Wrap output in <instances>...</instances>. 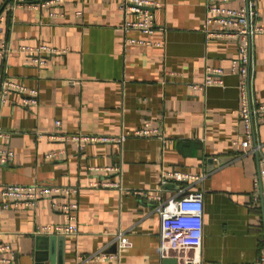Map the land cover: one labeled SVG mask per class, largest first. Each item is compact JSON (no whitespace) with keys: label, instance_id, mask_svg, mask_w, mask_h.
Listing matches in <instances>:
<instances>
[{"label":"crops","instance_id":"obj_1","mask_svg":"<svg viewBox=\"0 0 264 264\" xmlns=\"http://www.w3.org/2000/svg\"><path fill=\"white\" fill-rule=\"evenodd\" d=\"M49 1L16 0L0 12V40L10 48L0 78L38 90L36 106L22 105L24 95L9 92L0 107L14 151L0 167V191L4 184L79 186L78 233L63 235L62 254L53 264H162L157 202L145 192L166 201L194 191L202 192L203 237L199 250L187 252L198 257L190 264H253L264 248V196L254 183L264 169V113L253 119L251 143L242 147L241 82L231 69L238 40L204 34L206 0H159L155 31L143 36L148 45L122 44V0ZM38 3L44 5L32 8ZM256 10L264 25V0H256ZM38 45L54 50L42 54V65L19 49ZM246 64L251 102L264 103V32L253 37ZM207 66L223 69V85L192 91L187 84L200 80ZM56 120L58 133L106 136L150 122L169 142L131 136L121 144L79 147L48 137ZM50 152L56 157L48 159ZM209 158L223 162L208 167ZM173 171L194 178L162 183ZM97 178L119 188L86 186ZM69 199L41 196L34 205L3 208L0 195V244L12 246L11 264H39L36 255L44 256L46 246L43 238L36 240L39 227L62 224L61 205ZM120 235L128 243L116 247L118 260L88 259L117 244Z\"/></svg>","mask_w":264,"mask_h":264},{"label":"built area","instance_id":"obj_2","mask_svg":"<svg viewBox=\"0 0 264 264\" xmlns=\"http://www.w3.org/2000/svg\"><path fill=\"white\" fill-rule=\"evenodd\" d=\"M63 0H50V3H61ZM230 0H206L205 15L202 31L207 37L216 39H237L238 56L232 60L231 69L238 73L240 77V117L244 122L245 133L242 147L251 143L253 135V119L264 113V103H253L249 96L250 70L246 64L249 60V49L254 36L264 32V25L259 24L256 10V0H245V3L236 8L229 7ZM17 4L16 0H11L9 5L13 8ZM44 3L31 4L32 8H41ZM161 5L159 0H122L119 9L123 14V21L119 26L122 32V44L127 45H148L151 42L143 38L150 36L156 28L154 11ZM3 17H0V30ZM132 32L141 35L128 36ZM23 52L32 53L34 62L39 65L44 64L42 54L53 53L54 50L44 45L20 46ZM10 52L6 41L0 40V62ZM224 72L221 67L207 66L204 68L200 80L189 82L187 85L192 91L204 92L210 86L223 85ZM9 92L23 94L22 105L36 106L38 90L27 88L23 84L2 76L0 78V107L6 102ZM55 131L49 133L50 139H60L70 141L81 147L87 143H117L121 144L128 137H155L162 142H169L162 134L159 126H153L150 122H145L141 127L132 131L121 132L115 136L94 135L84 133H58L60 121L54 122ZM40 137V134H38ZM10 134L6 132L0 124V167L8 165L14 156V151L9 145ZM57 153L50 152L46 155L48 159L55 158ZM194 177L179 171L167 172L162 183L167 180L184 181ZM254 183L259 185L261 195L264 196V169L259 170L254 179ZM89 188H119L118 182H112L105 178L92 179L87 182ZM79 186H59V185H38V184H4L1 186L2 207L7 208L18 203L34 205L41 196H53L56 194L70 197L68 201L61 205V212L64 217L62 224L39 227L38 234L44 235H66L78 233L77 212L78 202L75 196ZM145 195L154 201V210L160 216V258L165 261L174 259L175 262H163L162 264H190L198 261V257L188 256L189 250H199L203 237V200L202 192L194 191L183 194L178 198H169L162 201L159 195H152L145 192ZM257 200V195L252 196V203ZM128 240L125 236H118L114 250H100L88 257L91 260L111 261L118 260L116 247L126 246ZM14 253L9 243L0 244V264H11ZM253 264H264V248H261Z\"/></svg>","mask_w":264,"mask_h":264},{"label":"water","instance_id":"obj_3","mask_svg":"<svg viewBox=\"0 0 264 264\" xmlns=\"http://www.w3.org/2000/svg\"><path fill=\"white\" fill-rule=\"evenodd\" d=\"M10 0H4L1 8H0V12L2 11L3 7L9 3ZM250 93V91H249ZM250 96V94H249ZM223 158H219L218 160H214L213 158H209L207 160L208 163V167L209 165L213 164V163H221L223 162L222 160ZM37 239L38 238H43V240H45L46 246L43 248L42 252L44 254V256H41L38 258V255H36L35 260L39 263V264H43V262H49L50 264H53V261L55 260V258L59 259L61 254H62V242H63V235H44V234H38L36 235ZM39 248H37L38 250ZM42 249V248H41ZM41 251V250H40ZM36 253H38V251H36ZM164 262H175L174 259H168L165 260Z\"/></svg>","mask_w":264,"mask_h":264}]
</instances>
